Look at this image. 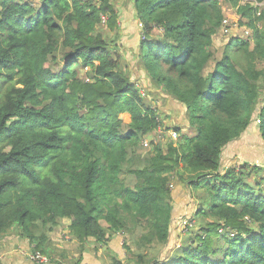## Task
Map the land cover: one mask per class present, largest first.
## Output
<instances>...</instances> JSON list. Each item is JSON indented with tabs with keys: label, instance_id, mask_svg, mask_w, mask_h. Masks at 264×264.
<instances>
[{
	"label": "trees",
	"instance_id": "obj_1",
	"mask_svg": "<svg viewBox=\"0 0 264 264\" xmlns=\"http://www.w3.org/2000/svg\"><path fill=\"white\" fill-rule=\"evenodd\" d=\"M132 1L143 67L184 105L195 134L166 151L153 144L142 168L125 170L161 121L97 32L103 17L115 27L110 0H0V234L66 219L82 244L138 228L145 245L165 243L169 180L185 171L197 230L180 254L146 264H264V196L242 172L219 169L222 150L255 114L264 141V0L238 9L251 34L229 40L214 63L217 0ZM153 29L160 39L148 38Z\"/></svg>",
	"mask_w": 264,
	"mask_h": 264
},
{
	"label": "rangeland",
	"instance_id": "obj_2",
	"mask_svg": "<svg viewBox=\"0 0 264 264\" xmlns=\"http://www.w3.org/2000/svg\"><path fill=\"white\" fill-rule=\"evenodd\" d=\"M217 1L224 9L222 21L226 23L222 22L218 29L220 34L217 33L213 38V63L214 60L220 59L229 40L248 37L245 36L244 30L249 29L241 25L246 22V19L240 16L238 9L245 5L256 9L263 6V3H257L254 0ZM110 4L117 15L115 27L111 30L106 25L99 24L97 32L105 39L114 59L119 64V70L135 87L143 89L146 94L144 102L160 110L157 114L161 121L158 131L142 139L131 158V164L127 165L125 170L139 169L149 158L153 144L160 145L162 150L166 151L168 146L180 144L183 137H191L195 131L188 126L184 105L160 88L143 67L139 52L143 31L134 11L133 1L110 0ZM148 38L160 39L161 33L153 29ZM86 72L87 69H83L81 77H84ZM258 106L260 108L261 105L258 104ZM171 109H175L176 112ZM121 117L125 123L129 122L127 115ZM258 121L255 114L248 128L224 147L219 169L220 171L234 169L242 172L245 182L252 191L258 196H264V141L258 131ZM122 178L131 187L135 183L126 171L122 173ZM186 182L185 171L170 177L169 189L172 194V215L174 216L171 232L165 243L154 241L150 245H145L139 239L142 233L138 228L112 235L106 244L97 243L92 239L82 244L70 234L69 221L66 219L59 220L56 226L35 222L28 233L14 225L7 233L0 234V264H35L25 255L30 251H38L47 256L48 264H112L114 260L121 264H146L151 258L163 262L166 258L180 254V248L186 242L190 232L197 230L198 225L195 220L192 222L193 224L195 221L193 227L182 228L186 223L189 224V221L185 220L192 218L198 209V199L191 193ZM102 225L106 226L104 223ZM250 228L256 229V226L252 224ZM214 246L223 247V243L218 241Z\"/></svg>",
	"mask_w": 264,
	"mask_h": 264
},
{
	"label": "built area",
	"instance_id": "obj_3",
	"mask_svg": "<svg viewBox=\"0 0 264 264\" xmlns=\"http://www.w3.org/2000/svg\"><path fill=\"white\" fill-rule=\"evenodd\" d=\"M223 23L225 24L226 21H223ZM101 24H105V18L104 17L102 19ZM244 32H245V36H249L250 35V31L249 30H244ZM139 92H140L141 96H144V93H143V91L141 89L139 90ZM258 123H259V121H258ZM190 219L191 218H188L185 221L188 222ZM187 225L189 227H191L193 224H192L191 221H189V224L186 223L185 225L182 226V228L188 227ZM230 236H233V234H231ZM25 255H26V257L28 258V260L30 262H33L35 264H48L49 263L48 257L45 256L44 254L38 252V251H30V252H27Z\"/></svg>",
	"mask_w": 264,
	"mask_h": 264
},
{
	"label": "crops",
	"instance_id": "obj_4",
	"mask_svg": "<svg viewBox=\"0 0 264 264\" xmlns=\"http://www.w3.org/2000/svg\"><path fill=\"white\" fill-rule=\"evenodd\" d=\"M222 11H223V14H224V9H222ZM165 107V106H164ZM172 111H174V112H176V110L175 109H171ZM172 221H173V216H172Z\"/></svg>",
	"mask_w": 264,
	"mask_h": 264
},
{
	"label": "clouds",
	"instance_id": "obj_5",
	"mask_svg": "<svg viewBox=\"0 0 264 264\" xmlns=\"http://www.w3.org/2000/svg\"><path fill=\"white\" fill-rule=\"evenodd\" d=\"M249 36H250V35H249ZM249 36H248V37H249ZM248 37H247V38H248ZM139 89H140V88H139Z\"/></svg>",
	"mask_w": 264,
	"mask_h": 264
}]
</instances>
